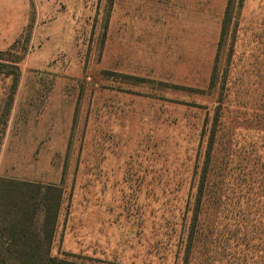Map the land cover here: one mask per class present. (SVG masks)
Masks as SVG:
<instances>
[{
  "label": "rangeland",
  "instance_id": "obj_1",
  "mask_svg": "<svg viewBox=\"0 0 264 264\" xmlns=\"http://www.w3.org/2000/svg\"><path fill=\"white\" fill-rule=\"evenodd\" d=\"M2 176L55 258L264 264V0H0Z\"/></svg>",
  "mask_w": 264,
  "mask_h": 264
},
{
  "label": "trees",
  "instance_id": "obj_2",
  "mask_svg": "<svg viewBox=\"0 0 264 264\" xmlns=\"http://www.w3.org/2000/svg\"><path fill=\"white\" fill-rule=\"evenodd\" d=\"M64 190L0 177V264H84L51 255Z\"/></svg>",
  "mask_w": 264,
  "mask_h": 264
}]
</instances>
